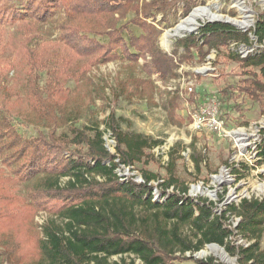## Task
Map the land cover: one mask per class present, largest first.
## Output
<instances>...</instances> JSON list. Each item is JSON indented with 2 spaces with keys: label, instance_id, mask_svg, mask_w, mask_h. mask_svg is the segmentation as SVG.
<instances>
[{
  "label": "trees",
  "instance_id": "1",
  "mask_svg": "<svg viewBox=\"0 0 264 264\" xmlns=\"http://www.w3.org/2000/svg\"><path fill=\"white\" fill-rule=\"evenodd\" d=\"M8 1L0 0V24L15 25L16 29L8 38L0 36V162L19 181L41 175L44 180L30 193L28 202L13 191L10 178L0 174V264H136L126 259L110 262L113 256L125 255L136 256L142 264H179L194 260L195 253L212 244L236 257L237 264H264V197L243 198L216 212L215 203L189 196L188 185L176 175L178 158L174 149L168 154L166 176L143 169L145 183L133 179L123 183L116 172L119 166L136 169L140 164L148 165L164 140L125 131L121 125L130 126V119L117 117L112 109L104 130L95 124L58 137L53 129L71 120L67 83L89 81L91 71L116 60L119 50L133 63L145 60L143 69L149 78L131 81L144 96L154 86L153 75L168 86L179 77L178 69L184 62L203 63L213 50L219 51L232 41L249 45L252 31L239 32L227 24L207 25L202 29V39L192 36L181 43L184 53L179 54L177 47L169 54L159 47L161 31L150 19L156 20L158 13L167 20L181 4L187 15L197 6V0H26L21 8L8 5ZM131 12L134 18L121 24ZM55 19L59 35L52 40V35H42L41 29ZM129 23L143 33L127 41L124 32ZM255 35L264 40V16ZM6 46H10L13 59L5 57ZM230 57L243 69L260 70L259 74L246 71L248 77L239 90L264 106V53ZM8 65L24 69L22 90L3 85ZM42 73L46 75L44 86ZM129 85L119 82V89L113 90L115 101L121 96L132 99ZM166 93L170 100L165 106L173 116L179 107V95ZM21 99L33 114V124L49 128L48 132L39 131L37 137L29 139L20 135L12 112ZM108 132L116 142L115 153L106 147L104 137ZM258 157L264 164V139ZM192 162L201 174L203 158L193 157ZM235 175L242 179L239 171ZM62 179H67L64 185ZM152 182L159 184L163 202L154 201ZM29 208L51 215L30 261L25 234L17 238L14 233L19 218L32 210ZM139 209L149 215L139 217ZM230 217L240 218L235 229L248 246L233 241ZM187 253L191 259L186 258ZM194 264L223 263L208 258Z\"/></svg>",
  "mask_w": 264,
  "mask_h": 264
},
{
  "label": "rangeland",
  "instance_id": "2",
  "mask_svg": "<svg viewBox=\"0 0 264 264\" xmlns=\"http://www.w3.org/2000/svg\"><path fill=\"white\" fill-rule=\"evenodd\" d=\"M12 7L21 8L26 0H12L7 2ZM205 11L207 14L219 16L225 19L246 21L251 24L247 29L239 28L221 20H210L209 17H202L198 20L199 28L193 33H182L171 37L169 33L178 25L184 22L195 10ZM62 14L57 16L58 21ZM135 16L131 12L128 17L121 22L125 24ZM264 16V0H197V6L185 15L182 4L168 15L167 20L162 14L156 15V20L150 19L158 25L161 36L158 40L159 47L171 54L179 47V54L184 53L181 43L188 37L198 36L202 39V29L212 24H227L239 32H251V43L249 45L232 41L229 46L222 47L221 50L212 51L206 61L200 63H183L179 66V77L172 80L168 86L164 85L158 75H153L154 86L152 90L142 96L136 91L133 79H148L146 71L143 69L144 59L139 63H133L125 57L121 50L119 57L106 64L95 67L90 73V80L76 83L69 81L66 87L70 90L67 99V109L70 121L64 126L53 127L56 135H72L73 129H83L99 124L100 128H106V120L109 112L115 111L117 117L130 119L131 125L122 124L125 131L140 132L157 139L164 140V144L154 150L155 159L149 161L148 165L140 164L136 167L137 172L142 175V170L146 169L154 173L167 175V163L169 162V152L175 150V158H178L176 175L189 187V196L194 199H207L216 204L215 211L221 213L227 205L239 203L243 198H263L264 197V164L260 163L258 157L259 147L264 139V106L262 102L252 101L244 94H241L239 87L243 84L248 75L246 71L253 70L260 73L257 68L243 69L239 62L230 55H240L246 58L250 55L264 53V40L260 41L255 35L257 24ZM56 19L48 23L41 29L42 35L51 34L52 40L59 35L58 22ZM15 25L0 24V36L8 38L14 33ZM143 32L133 24H128L124 32V37L129 41L132 35H141ZM3 35V36H2ZM102 42H107L106 37H98ZM5 57L13 59V52L10 46L4 49ZM210 63V64H209ZM3 85L12 88L17 86L22 90V83L25 80V72L22 67L14 68L11 65L4 71ZM41 85H45L46 75L41 74ZM119 82H128L129 91L133 93L132 99L121 96L115 101L114 89H119ZM264 82V78H263ZM193 84V92L189 94L187 85ZM226 90L227 93L223 94ZM166 91H171L172 95L178 93L179 107L175 115L171 116L165 103L170 100ZM174 97V96H172ZM264 97V96H263ZM194 99V102L190 99ZM212 98L218 100L220 117L225 122L228 135L220 134L216 131L203 130L196 131L192 127V121L187 110L186 100L190 102L191 111H197L201 106L208 103ZM166 107V108H165ZM35 116V115H34ZM33 114L24 100L18 102L12 112V122L24 139L38 136L39 131L48 132L49 128L36 126L33 124ZM106 137V136H105ZM104 137V138H105ZM106 141V138H105ZM107 147V146H106ZM77 149V148H76ZM111 152H116L109 148ZM70 157V154H67ZM193 157L203 158L202 173L198 174L192 162ZM244 165V166H243ZM239 171L242 179L238 180L235 171ZM3 171V172H2ZM0 174L10 178V185L13 191L29 202V195L35 187L44 180V176L22 182L13 174L11 169L1 165ZM237 179V180H236ZM67 179H62L64 185ZM159 192L161 188L155 183ZM155 184L153 186L155 187ZM199 189V192H197ZM172 192V191H170ZM29 211V214L20 217L14 233L17 238L24 235L29 244V261L32 258L33 247H35L38 237H42V229L48 223L51 215L44 210ZM139 217L149 215L148 211L137 210ZM60 222V219H57ZM228 223L235 232L233 241L237 245L249 243L237 234L234 224L237 223L234 217H230ZM184 233L188 231L185 228ZM261 247L264 249V242ZM229 258L224 259L222 255ZM186 258L191 254L187 253ZM213 258L216 262L223 264H237V258L230 256L224 249L216 245H206L200 252L193 255L194 260L183 261L179 264H194L196 260ZM134 260L136 264L142 262L134 255L113 256L110 262H121Z\"/></svg>",
  "mask_w": 264,
  "mask_h": 264
},
{
  "label": "built area",
  "instance_id": "3",
  "mask_svg": "<svg viewBox=\"0 0 264 264\" xmlns=\"http://www.w3.org/2000/svg\"><path fill=\"white\" fill-rule=\"evenodd\" d=\"M213 52L216 54V51ZM187 89L189 91V94L192 93L193 84L187 85L185 90ZM186 106H187V110L189 111V117L192 121L193 129H195L196 131L211 130L229 136L228 131L226 130L225 122L220 117L219 103L217 99L212 98L208 103L201 106L199 110L193 112L191 111L190 102L188 100H186ZM105 136H106L105 138H106L107 149L109 150V148H113L115 150L116 142L113 139L112 134L108 132ZM116 172L123 183L128 182L129 179H133L135 182L139 184L145 183V180L143 179L142 175L137 172V169H135V167H127L125 165H120L119 168L116 170ZM152 183L155 184L157 182H152ZM156 186L157 185L155 184L154 193H153L154 201L163 202L165 198L162 196V194L159 192V189ZM170 191H172V189ZM235 220L237 221V223L234 224V226L236 227L240 222V218H235ZM242 242L243 241H240L239 244L241 245ZM248 245L249 243L245 244L244 246H248Z\"/></svg>",
  "mask_w": 264,
  "mask_h": 264
},
{
  "label": "bare ground",
  "instance_id": "4",
  "mask_svg": "<svg viewBox=\"0 0 264 264\" xmlns=\"http://www.w3.org/2000/svg\"><path fill=\"white\" fill-rule=\"evenodd\" d=\"M205 11H201L199 9L195 10L190 17H188L184 22H182L180 25H178L174 30H172L169 33V36L174 37L178 36L182 33H193L199 28V22L198 20L201 19L202 17H206ZM207 17H209L210 20H221L227 23H230L234 26H237L239 28L247 29L251 26V24L247 23L246 21H238V20H233V19H223L219 16H214L211 14H207ZM197 192H199V189H197ZM217 246V245H216ZM224 259H229L225 253L222 255Z\"/></svg>",
  "mask_w": 264,
  "mask_h": 264
}]
</instances>
